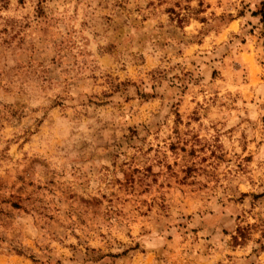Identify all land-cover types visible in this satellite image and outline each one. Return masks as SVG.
<instances>
[{
	"label": "rangeland",
	"instance_id": "rangeland-1",
	"mask_svg": "<svg viewBox=\"0 0 264 264\" xmlns=\"http://www.w3.org/2000/svg\"><path fill=\"white\" fill-rule=\"evenodd\" d=\"M0 264H264V0H0Z\"/></svg>",
	"mask_w": 264,
	"mask_h": 264
}]
</instances>
